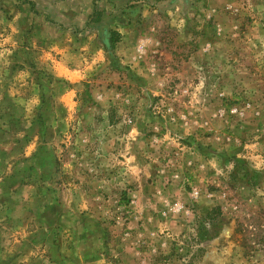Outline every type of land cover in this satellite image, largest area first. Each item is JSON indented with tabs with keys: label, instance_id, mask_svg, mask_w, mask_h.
Segmentation results:
<instances>
[{
	"label": "rangeland",
	"instance_id": "374dc122",
	"mask_svg": "<svg viewBox=\"0 0 264 264\" xmlns=\"http://www.w3.org/2000/svg\"><path fill=\"white\" fill-rule=\"evenodd\" d=\"M0 264H264V0H0Z\"/></svg>",
	"mask_w": 264,
	"mask_h": 264
},
{
	"label": "trees",
	"instance_id": "16d2710c",
	"mask_svg": "<svg viewBox=\"0 0 264 264\" xmlns=\"http://www.w3.org/2000/svg\"><path fill=\"white\" fill-rule=\"evenodd\" d=\"M113 33H114V32H113ZM113 33H112V40H113V35H114ZM114 41H115V40H113V42H114Z\"/></svg>",
	"mask_w": 264,
	"mask_h": 264
}]
</instances>
